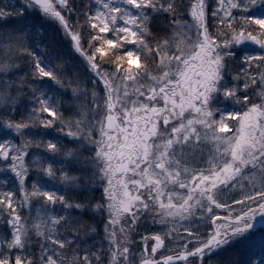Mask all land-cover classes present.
<instances>
[{
  "label": "snow or ice",
  "instance_id": "6c2138e0",
  "mask_svg": "<svg viewBox=\"0 0 264 264\" xmlns=\"http://www.w3.org/2000/svg\"><path fill=\"white\" fill-rule=\"evenodd\" d=\"M264 0H0V264H264Z\"/></svg>",
  "mask_w": 264,
  "mask_h": 264
},
{
  "label": "rangeland",
  "instance_id": "374dc122",
  "mask_svg": "<svg viewBox=\"0 0 264 264\" xmlns=\"http://www.w3.org/2000/svg\"><path fill=\"white\" fill-rule=\"evenodd\" d=\"M262 234H264V227H258V228L254 231V235L256 236L257 239H258Z\"/></svg>",
  "mask_w": 264,
  "mask_h": 264
},
{
  "label": "water",
  "instance_id": "95a60500",
  "mask_svg": "<svg viewBox=\"0 0 264 264\" xmlns=\"http://www.w3.org/2000/svg\"><path fill=\"white\" fill-rule=\"evenodd\" d=\"M260 225L258 224L257 227H259ZM262 227V226H261Z\"/></svg>",
  "mask_w": 264,
  "mask_h": 264
}]
</instances>
